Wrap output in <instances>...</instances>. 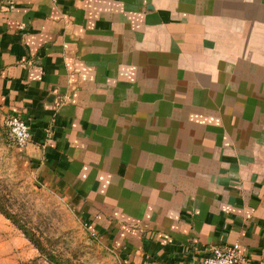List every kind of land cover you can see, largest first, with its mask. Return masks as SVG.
I'll use <instances>...</instances> for the list:
<instances>
[{"label":"crops","instance_id":"crops-1","mask_svg":"<svg viewBox=\"0 0 264 264\" xmlns=\"http://www.w3.org/2000/svg\"><path fill=\"white\" fill-rule=\"evenodd\" d=\"M10 114L100 258L264 262V0H0Z\"/></svg>","mask_w":264,"mask_h":264},{"label":"rangeland","instance_id":"rangeland-1","mask_svg":"<svg viewBox=\"0 0 264 264\" xmlns=\"http://www.w3.org/2000/svg\"><path fill=\"white\" fill-rule=\"evenodd\" d=\"M18 149L8 145L0 126V209L15 221L0 212V264H116L106 255L99 257L97 245L64 201L36 188L19 163Z\"/></svg>","mask_w":264,"mask_h":264},{"label":"built area","instance_id":"built-area-1","mask_svg":"<svg viewBox=\"0 0 264 264\" xmlns=\"http://www.w3.org/2000/svg\"><path fill=\"white\" fill-rule=\"evenodd\" d=\"M10 8L14 7L10 2ZM22 30L25 29L21 25ZM3 127L6 129L7 141L9 146L25 148L31 142L30 125L20 116L10 114L3 118ZM197 264H256L252 263L240 254V246L238 244L231 246H215L210 249L209 255ZM259 264H264L261 262Z\"/></svg>","mask_w":264,"mask_h":264},{"label":"trees","instance_id":"trees-1","mask_svg":"<svg viewBox=\"0 0 264 264\" xmlns=\"http://www.w3.org/2000/svg\"><path fill=\"white\" fill-rule=\"evenodd\" d=\"M0 212L7 218V219H9V220H11L13 223H15V221L10 217V216H8L6 213H4L3 211H2V209H0ZM22 232H23V234L26 236V238L37 248V249H39L40 250V246L38 245V244H36V242L33 240V237H32V235L29 233V231L28 230H26V229H24L23 227H18ZM52 263V262H51ZM52 264H54V263H52Z\"/></svg>","mask_w":264,"mask_h":264}]
</instances>
